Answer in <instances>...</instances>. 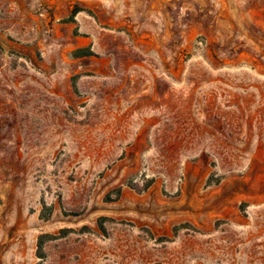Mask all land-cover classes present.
<instances>
[{
  "label": "rangeland",
  "instance_id": "374dc122",
  "mask_svg": "<svg viewBox=\"0 0 264 264\" xmlns=\"http://www.w3.org/2000/svg\"><path fill=\"white\" fill-rule=\"evenodd\" d=\"M0 264H264V0H0Z\"/></svg>",
  "mask_w": 264,
  "mask_h": 264
},
{
  "label": "crops",
  "instance_id": "0c3cea01",
  "mask_svg": "<svg viewBox=\"0 0 264 264\" xmlns=\"http://www.w3.org/2000/svg\"><path fill=\"white\" fill-rule=\"evenodd\" d=\"M79 16H75V20H79L78 18ZM80 23V22H79ZM90 24V28L86 31V35H80V34H76V35H72L70 37H68V40L71 43V50H76V49H84V48H88L89 51L86 54L80 55L78 56L79 58H91L94 59L96 58V61H100L102 62L103 68L104 65L106 64V66L108 65L109 67V63L111 62L110 58H111V54L110 53H102L100 54L101 57L97 58L96 53L97 50L95 49V45H96V35H95V30L93 29V26H95V22H89ZM79 24H76V26ZM75 26H72V29H74ZM83 26H80L79 31H82ZM92 72H94V68L90 67L89 68ZM105 73L102 72V75H105Z\"/></svg>",
  "mask_w": 264,
  "mask_h": 264
}]
</instances>
